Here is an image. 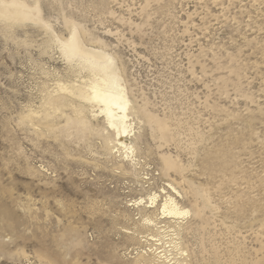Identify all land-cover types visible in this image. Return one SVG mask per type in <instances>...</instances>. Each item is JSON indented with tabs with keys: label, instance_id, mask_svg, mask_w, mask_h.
<instances>
[{
	"label": "rangeland",
	"instance_id": "obj_1",
	"mask_svg": "<svg viewBox=\"0 0 264 264\" xmlns=\"http://www.w3.org/2000/svg\"><path fill=\"white\" fill-rule=\"evenodd\" d=\"M36 2L56 35L73 23L115 60L147 180L89 106L83 132L66 121L76 99L48 105L86 79L52 32L0 22V264H150L128 206L151 192L190 211L179 261L264 264V0Z\"/></svg>",
	"mask_w": 264,
	"mask_h": 264
},
{
	"label": "bare ground",
	"instance_id": "obj_2",
	"mask_svg": "<svg viewBox=\"0 0 264 264\" xmlns=\"http://www.w3.org/2000/svg\"><path fill=\"white\" fill-rule=\"evenodd\" d=\"M25 2L26 0L23 2L3 1L2 5H0V22L8 25V27H15V25L21 27L29 24L45 27L52 32V40L56 41L60 46L61 55H63L67 64L70 65L68 66L71 67V64L76 62V66H78L77 69H80V72L78 71L80 75H82V72L86 73V79H83V77L79 78L78 74V76L76 75L79 78L77 82H75L76 80L72 82L67 80V83L59 82L57 84V89L54 90V92L57 95L61 94L60 98L54 100L50 97L48 105L55 110L54 112H56L62 107L60 101L69 100L68 102L71 104V107L76 103L74 101L77 100L78 106H75L73 110V113L76 114H74V116L76 117L65 120L71 123V126L78 127L79 130L82 129L83 132V129L86 128L88 123L86 124V121L84 122L82 115L85 112V107L89 106L94 113L93 117L102 119L106 128L112 133V136L116 141L112 150L122 158L121 160L123 163H129L130 167L135 168V177L139 179L138 176H140L143 167L137 159L136 153H134V146H132V143L130 142L133 136L134 126L131 118V101L129 96H127L126 86L121 80L119 68L115 67V60L112 56L107 54L105 50H96L94 47L88 48L90 46L85 47L80 40V36H83L84 34L81 35L82 31L74 26L73 23L70 24V22H66V27L69 31L68 38H62L61 36L56 35L53 28L50 27L48 25L49 23L42 17V13L38 9V3L36 2L33 5H27ZM82 38L84 39V37ZM74 68L73 65V69ZM75 78L76 77H74V79ZM50 114H47V116ZM163 166L169 170L173 168L165 160ZM139 180L144 181L147 179L140 178ZM169 187L172 188H170L171 190L175 191L172 185H169ZM161 192L162 195L167 194L165 190ZM161 198V195H156L155 193L152 194L151 192L148 196V200L140 198L128 206L132 207L134 210H140V212L144 214L135 218V221L139 220V224L146 229L149 235L146 237L139 236L140 233H138L136 228L132 230V232L127 231V234L134 237L139 236L142 241L147 238V241H143L146 243H149L150 241L157 243L155 245L150 243V249L140 251L141 253L138 254L139 258L137 262L143 263V261L146 260L149 262L150 259V264H187L178 259L179 255L180 259L181 256L187 257V252L181 248V243L179 242V234H181V231L180 233L178 231L182 229V225L184 224L183 220L188 218L190 211L181 208L176 202V199L172 196L166 195L163 201H160ZM146 212H150L149 215L145 214ZM163 241L168 243H164L165 245H163Z\"/></svg>",
	"mask_w": 264,
	"mask_h": 264
}]
</instances>
